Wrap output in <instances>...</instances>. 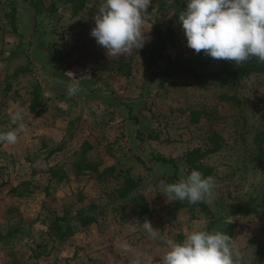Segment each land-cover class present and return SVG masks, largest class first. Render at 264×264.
<instances>
[{
	"label": "rangeland",
	"instance_id": "374dc122",
	"mask_svg": "<svg viewBox=\"0 0 264 264\" xmlns=\"http://www.w3.org/2000/svg\"><path fill=\"white\" fill-rule=\"evenodd\" d=\"M101 3L90 0L73 15L66 0H0V132L15 127L10 118L20 109L26 125L15 145L0 144V264H131L133 254L119 247L123 241L145 253V264H160L163 239L182 242L194 230L223 232L226 225L233 226L242 264H264V173L253 161L255 135L264 128V74L204 80V71L232 62L187 47L182 25L172 23L171 0H151L141 49L108 56L90 35ZM13 10L16 29L7 25ZM169 26L178 39L150 63L143 51L160 45L157 27ZM122 63L130 75L119 70ZM73 79L80 91L69 97ZM36 86L46 107L41 116L30 111ZM193 110L202 115L197 123ZM214 135L222 148L202 160L215 180L212 198L204 201L212 220L167 200L159 181L172 167L156 157L176 161L187 179L195 170L187 154L209 149ZM85 143L100 171L114 167L121 177L77 175L73 165ZM52 168L66 178L53 176ZM126 173L140 181L134 195L152 209L147 220L159 230L155 241L131 200H117ZM86 204L96 205L97 222L55 240L53 217L74 215Z\"/></svg>",
	"mask_w": 264,
	"mask_h": 264
},
{
	"label": "clouds",
	"instance_id": "9594fccd",
	"mask_svg": "<svg viewBox=\"0 0 264 264\" xmlns=\"http://www.w3.org/2000/svg\"><path fill=\"white\" fill-rule=\"evenodd\" d=\"M150 5L151 0H103L94 17L91 37L112 57L141 49L147 39L143 25ZM178 19L187 47L196 54L203 52L214 60L235 62L237 66L253 58L264 63V0H188ZM77 81L73 79L68 85L69 97L80 91ZM10 123L15 127L0 132V144L15 145L26 132L22 109L12 114ZM159 188L168 201L197 204L212 198L215 180L192 170L187 179L176 183L159 181ZM142 228L151 240L158 239L159 230H154L147 219ZM163 243L167 250L160 256V264H242L234 240L220 231L194 230L182 242L167 238ZM119 247L133 254L131 264H145V253L126 241Z\"/></svg>",
	"mask_w": 264,
	"mask_h": 264
},
{
	"label": "trees",
	"instance_id": "16d2710c",
	"mask_svg": "<svg viewBox=\"0 0 264 264\" xmlns=\"http://www.w3.org/2000/svg\"><path fill=\"white\" fill-rule=\"evenodd\" d=\"M68 4L71 6L72 14L78 15L82 11L87 8V2L90 0H66ZM188 0H171V3L174 5V14L172 17L173 24H180L179 22V14L186 10ZM10 21L7 25L13 26L16 29L17 21L15 17V10L13 13L9 15ZM156 34L159 37V43L151 45L147 47L143 53L150 63H153L155 57L161 56L163 48L167 43H172L178 39L177 34L174 32L173 28L169 26L166 31H162L159 27L156 28ZM128 65L120 64L119 70L126 71V74H131V69L125 67ZM252 74H264V63H259L255 58L250 60L247 63H244L240 66H237L235 62L230 64H225L222 66L220 70H206L200 76L204 78L206 81L210 80H219L222 79L223 75H226L227 78H230L233 82L242 80L249 75ZM32 99L30 102V111L35 113L37 116H41L46 111L45 103L42 98L41 90L39 86L34 87L32 91ZM234 98V97H233ZM233 100V99H232ZM262 117L264 120V106L262 107ZM201 112L197 110H193L191 113L192 121L194 123L199 122L201 119ZM138 120V119H136ZM255 156L253 157V161L255 163L256 168L264 173V128L259 130L255 135ZM90 144L85 143L82 147V151L78 154V159L74 163V171L77 175H81L87 172H90L96 175V178L99 181H105L109 176L113 178H120V174H116V169L114 167L106 168L103 171H100V163H96L94 161H90L87 158V154L90 150ZM222 148L221 145V137L218 135H214L211 138V147L206 151H202L201 149H196L190 151L187 154L186 162L190 168L195 169L203 174V176H209L212 173V170L208 167H204L202 164L203 158L209 154L219 151ZM158 162H161L165 165H170L172 167V174L166 179L167 183H176L181 180L179 167L176 161L172 159H167L165 157H156ZM51 174L55 177H60L61 180L66 178V174L64 171H59L56 169H49ZM140 186V181L131 177L128 173H126L125 177H123L121 181V186L117 191V200H127L130 199L134 209L138 210L141 215L149 219L152 215V209L148 201L144 196L140 194H135ZM182 206L198 208L202 213L208 216L210 219H214L216 215L210 210L209 206L205 202H200L197 204H190L188 201H183ZM97 209L94 204H86L76 211L74 215H71L70 212H65L64 215H55L51 221V232L55 240L65 241L70 236L74 235L76 229L80 227H87L97 222V213L95 210ZM233 226L226 225L223 230V233L232 236Z\"/></svg>",
	"mask_w": 264,
	"mask_h": 264
}]
</instances>
